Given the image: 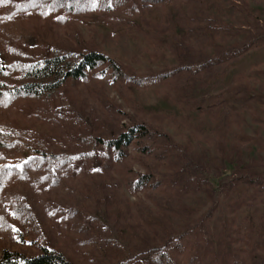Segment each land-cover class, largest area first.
I'll return each instance as SVG.
<instances>
[{
	"label": "rangeland",
	"instance_id": "1",
	"mask_svg": "<svg viewBox=\"0 0 264 264\" xmlns=\"http://www.w3.org/2000/svg\"><path fill=\"white\" fill-rule=\"evenodd\" d=\"M204 1L206 16L228 30L217 37L218 44L231 47L251 34H264V0ZM128 2L112 10L15 14L0 4L6 22L0 19V51L7 52L0 54L2 66L12 57L10 44L34 59L59 50L95 49L118 61L132 78L114 80L109 71L99 70L84 81H68L52 101L0 104V126L13 132L11 138L19 135L31 144L79 152L57 185L51 177L36 184L32 175L23 182L13 180L15 173L3 179L2 191L27 195L31 212L26 218L8 213L0 220V253L3 246L37 252L33 240L38 237L73 264H151L146 251L168 237L151 220L160 199L173 202V210L161 217L187 253L200 264H233V219L236 225L248 222L252 232L264 235V191L240 183L228 193L223 186L247 170L264 178V45L203 81L185 84L187 73L174 80H152L186 61L187 51L180 52L176 44L186 30L170 4L143 10L134 9L138 0ZM180 9L186 11V4ZM205 52L214 56L216 48L206 46ZM238 75L246 76L257 97L240 112V127L233 124L227 136L220 135L224 124L218 119L225 115L210 111L206 103L233 85ZM134 121L167 135L163 159L157 152L141 153L135 138L124 146L126 154L118 162L108 160L102 147L81 143L87 137L117 136ZM220 136L225 137L223 144ZM28 155L26 151L23 157ZM187 164L192 175L174 184L164 178ZM149 166L162 174L163 182L134 191L130 181L147 173Z\"/></svg>",
	"mask_w": 264,
	"mask_h": 264
},
{
	"label": "trees",
	"instance_id": "2",
	"mask_svg": "<svg viewBox=\"0 0 264 264\" xmlns=\"http://www.w3.org/2000/svg\"><path fill=\"white\" fill-rule=\"evenodd\" d=\"M128 3V0H0L1 5L12 11L11 14L28 10L38 12L60 9L71 12L112 10L120 7L125 8ZM152 4L159 6L170 4L177 10L176 20L185 28L186 33L183 37H176V44L180 52L184 48L188 54L186 61L179 67L162 71L151 78L152 80H174L187 73L185 84L196 80L203 81L216 69L224 67L251 49L264 45V34H251L241 43L231 47L218 44L217 37H221V34L227 35L228 30L219 26L217 24L219 21H216L215 18L206 16L207 5L204 0H138V5L134 9L146 10ZM182 4H186V11L180 9ZM0 19L2 24L6 23L4 16H1ZM206 46L216 48L214 56L205 52ZM7 49L9 53H12V57H7L8 61L5 66L0 64V104L19 99L52 101L68 81H84L90 73L99 70L109 71L114 80L132 79L129 72L118 61L95 49L79 52L69 49L59 50L48 57L35 59L14 44H10V48ZM1 53L7 54L3 50L0 51ZM182 83L184 82L182 81ZM256 97V94L251 92V86L247 82L246 76L241 75L233 85L208 98L207 109L213 112L222 110V114L225 115L222 120L218 119V122L224 124L220 135L227 136V132L233 124L240 127L242 123L240 112L249 107ZM219 117L221 118V115ZM128 127L126 130H120L117 136L87 137L83 138L84 142L81 143L96 144V146L102 147L104 156L108 160L118 162L126 154L124 146L129 144L132 138H135L136 147L141 153L157 152V157L163 159L166 155V145L170 142L166 134L143 121H134ZM11 133H13L11 130L0 126V220L8 213L26 218V213L31 212L27 195H7L2 191L5 177L15 173L13 180L23 182L32 175L35 180L34 184L44 183L48 177H51L50 182L57 185L61 181H58L60 173L66 174L69 171L71 162L76 159V154L79 153L69 150L56 151L49 147L31 144L19 135L11 138ZM224 138V136H220L222 144ZM26 151H29V155L23 157ZM157 157L155 156L156 159ZM191 167V164H187L185 168L174 171L172 175L163 176L169 183L174 184L178 180L192 175ZM147 169V173L138 174L135 179L130 181L134 191L149 186L155 188L163 182L162 174L158 170L153 168L151 170L148 167ZM240 183L254 184L264 191V178L261 175L252 174L248 170L239 172L234 179L223 186L229 193ZM155 203L156 209L151 214L152 217L150 215L148 217H151L153 225H157L168 237L161 245L148 248L146 252L149 255L150 263L200 264L194 254L187 253V246L180 238L174 236L176 234L171 230V226L161 217L162 214L173 210V202L164 201L161 203L159 199ZM231 225L235 229L234 237H236L235 239L229 238L232 245L233 264H264V235L252 232L246 221L236 225V221L233 219ZM33 241L37 243L35 244L37 252L34 253L3 246L0 253V264H73L62 251L54 248L47 241H39L38 237ZM237 244L241 246L236 247ZM180 256L182 259L178 263Z\"/></svg>",
	"mask_w": 264,
	"mask_h": 264
}]
</instances>
